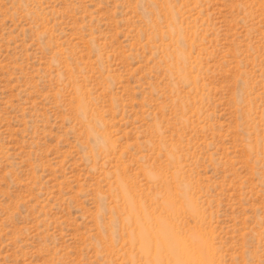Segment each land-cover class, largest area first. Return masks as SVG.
Returning a JSON list of instances; mask_svg holds the SVG:
<instances>
[{
	"label": "rangeland",
	"instance_id": "374dc122",
	"mask_svg": "<svg viewBox=\"0 0 264 264\" xmlns=\"http://www.w3.org/2000/svg\"><path fill=\"white\" fill-rule=\"evenodd\" d=\"M0 264H264V0H0Z\"/></svg>",
	"mask_w": 264,
	"mask_h": 264
}]
</instances>
